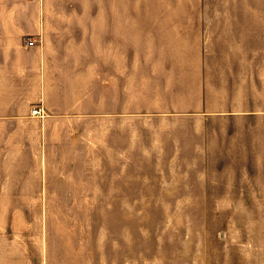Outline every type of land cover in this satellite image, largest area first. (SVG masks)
<instances>
[{"label":"crops","instance_id":"1","mask_svg":"<svg viewBox=\"0 0 264 264\" xmlns=\"http://www.w3.org/2000/svg\"><path fill=\"white\" fill-rule=\"evenodd\" d=\"M53 1L0 0V209L105 202L95 198L116 191L104 183L110 160L119 169L137 147L153 165L202 160L219 174L250 159L255 171L236 174L263 177L264 193V11H116L118 0L58 11ZM122 96L157 124L122 121ZM51 234L44 216L39 264L54 261Z\"/></svg>","mask_w":264,"mask_h":264},{"label":"rangeland","instance_id":"2","mask_svg":"<svg viewBox=\"0 0 264 264\" xmlns=\"http://www.w3.org/2000/svg\"><path fill=\"white\" fill-rule=\"evenodd\" d=\"M97 1L68 0V11H97ZM53 2L58 11L64 10L65 0ZM116 11L261 13L264 0H118ZM250 25L249 30L255 31L256 22ZM242 98L251 101L256 96ZM135 99L122 96V121L136 120L141 127L157 124L142 116L141 102L137 105ZM137 148V156L122 155L120 174L118 161L113 167L110 160L104 183L115 184L116 191L95 198L105 202L0 209V264H39L38 232L44 216L52 230L49 245L54 261L49 264H64V258L68 264H264V193L258 179L263 177L236 174L241 168L255 171V161L232 160L227 166L230 174H219L207 170L202 160L153 165L138 155ZM104 203L110 206L90 205ZM11 217L13 231L5 232ZM33 218L39 222L29 223ZM15 229L19 232L13 243Z\"/></svg>","mask_w":264,"mask_h":264},{"label":"built area","instance_id":"3","mask_svg":"<svg viewBox=\"0 0 264 264\" xmlns=\"http://www.w3.org/2000/svg\"><path fill=\"white\" fill-rule=\"evenodd\" d=\"M29 44H31V45L34 44V41L31 40V41L29 42ZM33 113H35V114H37V115H40V116L44 115V111H42V109H34V110H33Z\"/></svg>","mask_w":264,"mask_h":264}]
</instances>
